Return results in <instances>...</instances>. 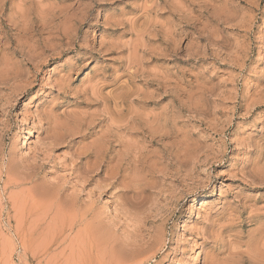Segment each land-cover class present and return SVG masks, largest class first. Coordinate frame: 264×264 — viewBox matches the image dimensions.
Segmentation results:
<instances>
[{
	"label": "rangeland",
	"instance_id": "rangeland-1",
	"mask_svg": "<svg viewBox=\"0 0 264 264\" xmlns=\"http://www.w3.org/2000/svg\"><path fill=\"white\" fill-rule=\"evenodd\" d=\"M0 264H264V0H0Z\"/></svg>",
	"mask_w": 264,
	"mask_h": 264
}]
</instances>
